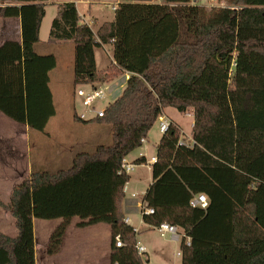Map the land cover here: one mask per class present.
Here are the masks:
<instances>
[{
  "label": "trees",
  "instance_id": "16d2710c",
  "mask_svg": "<svg viewBox=\"0 0 264 264\" xmlns=\"http://www.w3.org/2000/svg\"><path fill=\"white\" fill-rule=\"evenodd\" d=\"M45 1L0 0V18L19 17L21 26V41L0 44V112L40 131L55 114L56 59L34 49ZM202 10L194 0H119L114 20L93 32L72 0L58 4L48 42L73 41L72 87L109 81L95 63L102 44H112L116 66L129 76L102 117L81 121L73 110L75 120L109 124L110 144L78 152L67 168L32 170L8 203L0 200L17 229L0 232V264L33 263L30 218H61L47 248L53 253L74 216L80 227L110 225V264H143L123 222L129 176L119 168L165 107L192 109L191 139L180 144L170 120L144 195L154 214L143 221H166L191 237L189 246L179 243L180 264H264V0H230L206 21ZM197 193L207 196L205 209L190 205Z\"/></svg>",
  "mask_w": 264,
  "mask_h": 264
},
{
  "label": "crops",
  "instance_id": "0c3cea01",
  "mask_svg": "<svg viewBox=\"0 0 264 264\" xmlns=\"http://www.w3.org/2000/svg\"><path fill=\"white\" fill-rule=\"evenodd\" d=\"M67 1L68 0H47L45 1V5L50 4L54 6V14H53L54 15L53 18H54L57 12L58 4L67 2ZM72 1L75 3L76 9L81 18V22L88 24L93 30V32H96L97 29L104 22H112L114 20V15L103 16L102 14H100L96 10L97 6H99L100 4H109L112 8L113 5L119 2V0H72ZM194 1L195 3L199 5L201 4L206 5L205 3H201L203 0L202 1L194 0ZM214 2H216V0H211L210 4L215 5L216 3ZM219 2H224V1L221 0ZM78 5H83L82 12L79 11ZM44 17L42 19V22L44 20ZM41 26L39 30V41L36 42L34 45L35 51H36V46H38L41 43ZM92 26H94V28H92ZM48 35H49V32H48ZM5 40L21 41V26H20L19 17L0 18V44ZM45 42H47L50 46L52 45L58 46L61 49V52L62 51L64 52L67 61L72 63V68L68 69L67 71V80L72 85L73 49H71V52L69 49L68 53H66L65 49L67 46H70L69 42H72L73 48H74L73 41L66 40V41H56L53 43H49L48 37H47L45 39ZM108 44H111V43H108ZM42 51L43 50H41L40 52H37V51L36 52L39 54H53L55 56V52H53L52 50H49L50 52H42ZM94 56H95V63H96L97 71H99L101 75H106V74L110 75L109 81L105 83H108L111 86L113 84L118 85V86L121 85V90H122L129 74L121 70L119 67H117L114 60H112V63L110 66L102 68V69L99 68L97 66L98 61H97L95 52H94ZM53 72H55V77H59V80L62 81L63 72L61 71V69H59L57 61H56V66L49 72V88L51 90V93H52V88L50 86V81H51ZM121 83H123V85ZM166 108L167 107L163 109V112L161 115L167 117L168 119L176 123V125L181 130V138H184L185 139L184 141L190 140L192 125H193V113L186 112L187 116L191 117V122L189 124V127H187V129L185 130L183 126L179 124V122L175 121L171 117L164 114V110H166ZM73 110H75L74 105L72 107V113H73ZM56 112L57 111L55 109V114L53 116L56 115ZM3 115L7 117L8 119H10L11 121L15 122L14 124L11 123L12 124L11 126L10 124L9 125L7 124L8 127H5L3 126V123L5 122L7 123V121L4 118L0 117V182L13 181L12 188L11 190H9V193H8L9 198L5 201L1 199L2 202L8 203L13 188L15 187V185H17L19 182H21L22 180H24L26 177L29 176L30 172L32 171V167L43 165L46 159L51 161L50 162L51 165H57L64 158L62 157L63 153L67 152L69 154V158L72 155L71 154L72 152L66 150L69 144H71L73 141H79L80 144L81 143L84 144V142H83V139H80V137L79 138L74 137V140H73V137H71L73 132L71 131L66 132V130L63 129V127H56L53 129V131L50 134L51 136L50 144L51 145L53 144L52 146L50 145V148L53 150V152L50 153V156H45V154H43L44 161H41L37 159V155L39 154V147L37 146V144L39 145V142H38L39 138L36 136L32 138L33 129L29 128L24 123L14 121L13 119L6 116L5 114ZM50 119L51 117L49 118V120ZM2 141L11 142V146L7 145L5 147ZM151 146H153V144H151L150 137L147 134L145 148H140V147L136 148L134 150L135 151L134 156L129 157V155L132 153L131 152L128 154L127 158L129 160L136 161V159L143 156L144 161L148 162L151 157L156 155L157 144H155V148L153 150ZM74 156H71L72 160ZM5 158L10 159L11 164L14 166L10 170L9 173H5L3 170ZM19 165H23L24 168L20 169ZM138 168H144L146 170L147 177L144 180L142 179L141 175H138L133 180L132 173H135L136 169ZM132 173L129 175L128 187L131 190H136L140 193L143 191H146L148 186L152 183L151 169H148L145 165L141 164V165H138ZM142 181H146L148 183V186L143 189H138V184H140ZM121 206H122V212L124 213V216H129L133 221V218L131 217V213H134L135 210L138 211V208L136 207V200L131 199L128 197V195L124 194V197L121 200ZM2 211L3 213H1L0 211V217H1L0 232L7 234L9 236H15L17 234V229L15 227V219H13L12 217V220H11L13 227H11V229L9 230H5V225L8 224V221H10V219L8 218H11V214H9V212L7 211H4L3 209ZM3 215L4 216L6 215V219L3 218ZM3 220L5 222H3ZM42 220H46V221L42 223L35 221L33 224L35 246L38 244H41L42 246L41 247L42 253H40L39 257L37 258L35 257V260L37 259L36 261L40 260L42 264H110L111 227L108 223L98 222V223H94L91 225L80 227L77 224L81 220L78 217L74 216L71 218L69 224L67 225L65 229V232L62 236V240H61V244L59 248L53 253H48L47 248H48L50 236L52 232L54 231V229L60 225L62 220L61 218L49 219V220L42 219ZM38 239L40 240V242L38 241Z\"/></svg>",
  "mask_w": 264,
  "mask_h": 264
},
{
  "label": "rangeland",
  "instance_id": "374dc122",
  "mask_svg": "<svg viewBox=\"0 0 264 264\" xmlns=\"http://www.w3.org/2000/svg\"><path fill=\"white\" fill-rule=\"evenodd\" d=\"M202 1V0H201ZM210 1L211 0H203L201 4L203 7V10L200 12V17L203 21L208 20L212 17V15L218 11L221 7H213L210 8ZM219 1L216 0L217 5H219ZM226 5L229 4L230 0H223ZM79 11H83V5H78ZM215 9V10H214ZM96 10L102 14L103 16H112L114 15V10H112L111 6L109 4H100L97 6ZM54 14V6L47 4L45 5V17L42 22L41 26V43L36 46V51L40 52H50L49 50H52L55 52L56 61L59 66V69L63 72L62 74V81L59 80V77H55V72L52 73L50 86L52 88V97H53V105L56 109V115L51 117L49 120L47 126L44 128L43 131L40 130H32V138L35 136L39 138L38 142L39 145V154L37 155V159L44 161L43 154L45 156H50V153L53 152V150L50 148V134L56 127H63V129L66 130V132H73L71 137H80V139H83L84 144H80L79 141H73L71 144H69L66 148V150L72 152L71 156H74L77 152H91L93 151L97 146L99 145H108L111 142V126L106 123L102 122H81L78 120H75L73 118L72 113V107L75 106V111L79 112L81 111L82 107L80 104V100L77 96H74L75 88L72 87L71 83L67 80V71L68 69L72 68V63L68 62L64 52H61V49L58 46H50L47 42H45V39L48 37L50 22L53 18ZM95 26V25H94ZM92 26V28H94ZM70 46H67L65 51L66 53L71 52V49H73L72 42H69ZM96 58H97V66L99 68H105L111 65L113 60V47L111 44H103L100 46L95 47L94 49ZM73 62V61H72ZM123 85V83H121ZM121 91V85H112L110 88V91L108 92V97L105 101L98 103L99 106H104L106 104H109ZM188 113H192V109L189 108L187 110ZM164 114L171 117L175 121L179 122L183 126V128L186 130L187 127H189V124L191 122V117L187 116L186 112H179L173 107H167L166 110H164ZM0 117L4 118L7 123H3V126L8 127L15 122L11 121L7 117H5L2 113H0ZM12 123V124H11ZM8 124V125H7ZM162 133L159 131L158 126V119L155 121L153 126L151 127L150 131L148 132V136L150 137L151 144H153L152 150L155 148V144H158V141L161 137ZM49 136V137H48ZM184 139V138H183ZM185 140V139H184ZM4 146L6 147L11 146V142L9 141H2ZM53 145V144H52ZM51 145V146H52ZM66 147V145H65ZM41 148V149H40ZM50 148V149H49ZM37 150V149H36ZM134 151V150H133ZM129 155V157H133L135 154V151ZM41 155V157H40ZM71 156L69 158V154L63 153L62 157H64L61 162L57 165H51V161L46 159V161L41 166H34L32 167V170H48V171H56L59 169L67 168L71 165L72 159ZM14 166L11 164V160L8 158H5L4 161V167L3 170L5 173H9L10 170ZM20 169H23V165H19ZM138 175L142 176V179L144 180L147 177V172L144 168H138L136 169L135 173H132L133 180ZM13 181L9 182H0V200H7L9 190L12 188ZM132 185V184H131ZM16 186V185H15ZM148 186V183L146 181H142L140 184H138V189H143ZM138 192V191H137ZM138 198H141L143 196V193L138 192ZM2 197V198H1ZM2 209L4 211L9 212V210H6L3 207H0L1 213H3ZM10 214V212H9ZM131 217L134 221V226H138V221L140 218V215L138 211L135 210L134 213H131ZM3 218L6 219V215H3ZM8 218V217H7ZM10 221H8V224L5 225V230L11 229L13 227V224L11 222L12 216ZM14 219V218H13ZM1 220V217H0ZM45 222L46 220H42L39 218H30V224L28 226L32 227V253H33V263L32 264H42L40 260L36 261L35 257H39L40 253H42V246L41 244H38L35 246V239H34V230H33V224L34 222ZM3 222H5L3 220ZM140 232L135 234V238L137 241H140L142 244H144L149 252V260L151 264H180L181 263V257L174 256V252L176 250H179V244L171 241L168 236L162 237L157 231L152 229H147L143 225L140 224ZM6 232V231H5ZM180 232V230H179ZM40 242V240L38 239ZM25 250H23V255H25ZM142 260H145L144 256H141ZM25 258H22V261H24Z\"/></svg>",
  "mask_w": 264,
  "mask_h": 264
},
{
  "label": "built area",
  "instance_id": "2783aa9c",
  "mask_svg": "<svg viewBox=\"0 0 264 264\" xmlns=\"http://www.w3.org/2000/svg\"><path fill=\"white\" fill-rule=\"evenodd\" d=\"M154 2L157 3H163L164 0H153ZM118 3L112 6V9L115 10L117 7ZM199 5V4H198ZM202 6V5H201ZM206 6V5H204ZM203 6V7H204ZM210 8L212 7H225L227 6L226 3L220 2L219 5L215 4H210ZM232 8L237 9L238 6H231ZM111 85L108 83H101L96 86L92 85H78L75 87L74 91V96H77L80 100L81 104V111L76 113V116L79 120L81 121H87L91 120L94 118H99L103 116L104 110L106 108V105L104 106H99L98 103L103 102L107 99L108 97V92L110 91ZM170 124V119L167 117L160 115L158 117V126H159V131L161 133H164ZM188 141H184L183 138L179 139L180 144H186ZM146 145V138H141L140 140V148H145ZM141 156V154H140ZM142 157V156H141ZM156 160V157L153 156L150 158L148 162H136L133 160H129L127 157H124L121 160L120 163V168H119V173H122L125 176H129L138 165H145L148 169H151L152 163H154ZM122 192L123 194L128 195L129 198L136 200V207L138 208V213L140 215V220L138 222V226H134V221L129 216H124L123 217V222L124 224L130 226L132 228V231L134 234L140 232V224L143 225L147 229H152L157 231L162 237L168 236L169 239L175 243H180L183 242L184 245L189 246L191 243V237L187 235L182 229H180L178 226L170 224L166 221L160 222L158 224H152V223H146L143 221V216H148L154 214V209L149 206L148 202L144 199V195L146 191H143V196L141 198H138V192L136 190H131L128 187V181H126L122 187ZM140 193V192H139ZM208 198L204 193H197L192 196L190 199V205L192 207H197V208H202L205 209L208 206ZM180 230V232H179ZM115 241V246L116 247H121L123 246V242L121 240L120 234L115 235L114 238ZM135 250L137 254L141 257L144 256L145 260L143 261V264H151L149 260V252L147 247L142 244L140 241H135ZM174 256L176 257H181V250H176L174 252ZM142 259V257H141Z\"/></svg>",
  "mask_w": 264,
  "mask_h": 264
}]
</instances>
